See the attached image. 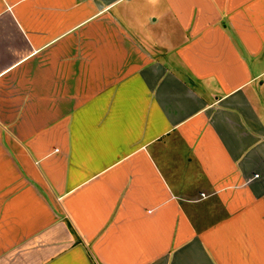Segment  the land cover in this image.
<instances>
[{
    "label": "crops",
    "instance_id": "1",
    "mask_svg": "<svg viewBox=\"0 0 264 264\" xmlns=\"http://www.w3.org/2000/svg\"><path fill=\"white\" fill-rule=\"evenodd\" d=\"M0 264H264V0H0Z\"/></svg>",
    "mask_w": 264,
    "mask_h": 264
},
{
    "label": "built area",
    "instance_id": "2",
    "mask_svg": "<svg viewBox=\"0 0 264 264\" xmlns=\"http://www.w3.org/2000/svg\"><path fill=\"white\" fill-rule=\"evenodd\" d=\"M200 195L203 196L204 194L201 192Z\"/></svg>",
    "mask_w": 264,
    "mask_h": 264
}]
</instances>
